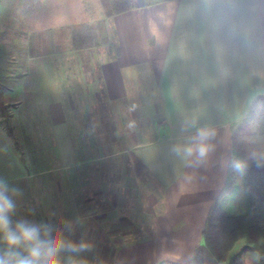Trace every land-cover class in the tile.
Segmentation results:
<instances>
[{"label": "crops", "instance_id": "obj_1", "mask_svg": "<svg viewBox=\"0 0 264 264\" xmlns=\"http://www.w3.org/2000/svg\"><path fill=\"white\" fill-rule=\"evenodd\" d=\"M97 1L92 19L105 24L102 44L74 49L70 28L91 22L55 26L52 6L30 29L19 73L2 85L0 110L11 107L13 135L0 133V178L21 192L33 177L69 168L71 131L102 130L103 99L111 115L124 106L128 129L141 132L126 153L125 187L136 193V182L148 177L156 187L139 191L110 264H190L225 186L232 127L264 97V0H157L110 17ZM201 128L216 135L197 165L172 149ZM19 131L32 148L56 147L57 165L48 157L44 167L32 157L26 164L27 149L15 146H26Z\"/></svg>", "mask_w": 264, "mask_h": 264}, {"label": "rangeland", "instance_id": "obj_2", "mask_svg": "<svg viewBox=\"0 0 264 264\" xmlns=\"http://www.w3.org/2000/svg\"><path fill=\"white\" fill-rule=\"evenodd\" d=\"M156 1L144 0L146 3ZM130 2L136 4V0ZM46 6L49 10L52 6L55 26H72L90 21L83 25L94 28L98 44L104 42L105 28L101 27L104 22L92 19L95 6L99 8L97 0H0V108L6 100L1 97L4 93L2 85L7 82V78L11 79L19 73L15 66L17 56L28 50L26 44L30 29L45 21ZM75 27L72 26L70 31ZM101 109L102 122H105L102 130L71 131L75 162L52 176L33 177L22 187L21 195L16 197L14 220L47 222L54 226L56 234L66 240L89 244L90 247L85 251H62L59 254L61 264H72V261L110 264L114 250L124 244L120 239L125 233V227L119 228L125 225V217L131 214L130 210L141 202L138 200L141 197L139 191L149 193V190L156 187L148 177L136 182L138 192L127 190L126 173L130 168L126 162V153L133 149L131 144L141 132L128 129L131 127V115L126 114L124 106H120L118 115L114 116L111 115L109 102L103 99ZM10 113L9 105L0 110V118L4 117L0 119V133L13 135ZM113 120L118 123L115 124ZM110 127L117 128L110 130ZM16 133L18 141L26 143V146L15 143L18 151L27 149V154L25 151L21 153L26 164L34 158L39 167H44L48 157L52 159V166L57 165L56 147L32 148L29 146L32 141L25 132Z\"/></svg>", "mask_w": 264, "mask_h": 264}, {"label": "trees", "instance_id": "obj_3", "mask_svg": "<svg viewBox=\"0 0 264 264\" xmlns=\"http://www.w3.org/2000/svg\"><path fill=\"white\" fill-rule=\"evenodd\" d=\"M107 17L151 3L136 0H99ZM104 27V24H101ZM75 49L98 45L92 26L71 30ZM104 37V36H103ZM264 153V97L252 102L245 118L232 127V151L225 186L213 203L202 230V243L190 264H264V164L248 160L243 173L232 161L247 160L252 151ZM160 264H175L161 262Z\"/></svg>", "mask_w": 264, "mask_h": 264}, {"label": "clouds", "instance_id": "obj_4", "mask_svg": "<svg viewBox=\"0 0 264 264\" xmlns=\"http://www.w3.org/2000/svg\"><path fill=\"white\" fill-rule=\"evenodd\" d=\"M216 133L212 129H198L190 142L175 145L172 151L184 158H194L197 165L203 163L214 150L211 141ZM248 160L257 166L264 164V153L255 150L249 153L248 159L232 161V168L243 173L248 167ZM20 190L11 187L0 178V241L6 246L0 252V264H61L59 254L62 251L80 252L90 246L87 242L75 243L56 234L54 226L47 222H34L28 219L14 220L16 215V197ZM72 264H84L83 261H72Z\"/></svg>", "mask_w": 264, "mask_h": 264}]
</instances>
